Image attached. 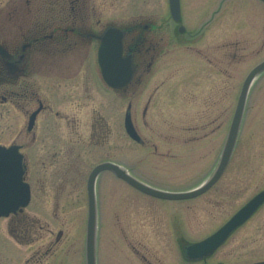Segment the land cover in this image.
<instances>
[{
	"label": "rangeland",
	"instance_id": "1",
	"mask_svg": "<svg viewBox=\"0 0 264 264\" xmlns=\"http://www.w3.org/2000/svg\"><path fill=\"white\" fill-rule=\"evenodd\" d=\"M7 1L0 0L2 15ZM90 1L96 6L92 27L103 31L111 24L128 27L132 16L149 13L147 6L161 10L166 0ZM181 1L186 32H199L202 41L189 47L175 45L143 75L138 86L121 95L119 146L112 138L105 147L80 149L74 153L75 164L62 168L48 166L47 153L27 150L32 202L24 213L0 218V264H86L87 180L103 159L110 158L141 180L172 192L192 190L214 172L243 83L264 60V3ZM23 2L27 3L18 0L10 7ZM216 42L217 48L212 46ZM88 48L90 54L97 51L94 43ZM94 78L89 71V85L84 89L90 96L88 104L92 107L93 99L97 103L104 100L106 108L102 111L108 113L117 95L104 90ZM30 83L48 99L81 95L76 81L58 84L48 74L33 76ZM131 95L135 99H129ZM131 100L137 110V129L146 144H136L126 133L125 113ZM148 103L149 114L143 118ZM21 124L16 111L0 114V142L18 140ZM27 125L28 115L24 127ZM45 159L49 160L44 167L41 163ZM261 191L264 73L252 86L230 165L207 193L185 201L161 200L141 193L113 173L100 175L98 264H251L264 259V237L254 246L242 241V231L208 261L187 262L183 256L184 246L213 234ZM251 225L264 226V205Z\"/></svg>",
	"mask_w": 264,
	"mask_h": 264
},
{
	"label": "flooded vegetation",
	"instance_id": "2",
	"mask_svg": "<svg viewBox=\"0 0 264 264\" xmlns=\"http://www.w3.org/2000/svg\"><path fill=\"white\" fill-rule=\"evenodd\" d=\"M11 1L13 0H8L7 3ZM15 1L18 0L13 2ZM26 1L27 3H18L12 7L10 5L13 2L6 3L7 10L3 9L4 15L0 14V114L5 116L10 111H16L19 119L22 120L20 133L17 134L19 139L8 144L0 142V145L17 148L22 154L24 178L28 182L30 155L27 154V150L32 151L35 148L38 153L44 152L50 156V160L42 161V166L45 167L46 161L49 160L48 166L62 168L66 165L72 167L75 164L74 153L80 149L105 147L110 144L112 138L115 145L119 146L121 95L129 93L132 86H138L142 82L143 75L150 73L160 58L169 55L172 47L175 45L189 47L191 43L200 44L202 38L199 32H186L182 6L181 19L176 21L173 18L169 0L164 2L161 10L158 7L153 11V8L150 10L151 6H147L149 13L132 16L128 27L111 24L103 31H95L92 27L96 17V6L92 5L90 0ZM100 22L101 20L97 19L96 24ZM111 28H118L123 32L124 55L131 56L134 67L133 80L128 86L120 89L107 86L99 63L101 37ZM90 43L97 45L96 53L90 54L88 48ZM212 46L217 48V42ZM214 51L216 53V50ZM209 61L212 63L213 60L209 59ZM89 71L104 90L107 89L117 95L118 99H114L112 111L108 113L102 111L106 108L104 100L97 103V100L93 99L92 107L89 106L90 96L84 91L88 84ZM45 74L50 75L58 84L68 85L70 81H76L81 95L74 99L67 96L48 99L42 95L38 86L30 83L33 76L42 78ZM139 75L141 77L137 79ZM128 98L135 99L132 95ZM135 112L137 110L131 100L127 105L125 117L127 115L130 117L139 136L138 140H132L136 144H146L137 129ZM148 114L149 103L142 112L143 118ZM26 115H28L27 128L24 127ZM32 118L34 120L31 124ZM86 123L88 130L85 127ZM44 130H50L49 134H44ZM76 156L80 157L79 154ZM104 162L119 164L110 158L103 159L93 169ZM31 191L33 197L32 186ZM261 210L262 207L245 224L237 228L214 254L203 260L187 261L183 253L184 260L208 261L240 231L243 232L242 241L246 243L250 241L254 246H259L262 242L261 238L264 237L262 233L264 226H252L251 223ZM238 211L239 209L236 212ZM22 213L24 210L13 216ZM251 226H255L253 234L250 233ZM260 262H264V259L256 260L251 264Z\"/></svg>",
	"mask_w": 264,
	"mask_h": 264
},
{
	"label": "water",
	"instance_id": "3",
	"mask_svg": "<svg viewBox=\"0 0 264 264\" xmlns=\"http://www.w3.org/2000/svg\"><path fill=\"white\" fill-rule=\"evenodd\" d=\"M261 1L264 2V0ZM170 7L173 18L179 21L181 19V0H170ZM101 41L99 60L104 79L108 85L115 89L124 88L132 80L134 69L131 56L125 57L123 55V32L119 29H109L101 37ZM263 72L264 61L258 64L246 78L220 162L211 178L196 189L180 193L159 190L138 180L122 166L109 162L100 164L93 170L88 181L87 264H97V177L104 171H112L116 176L141 192L165 200H188L204 194L220 179L231 160L241 130L250 89L256 78ZM32 123L33 120L31 121ZM126 130L131 137L138 140L139 137L129 116L126 119ZM24 174L23 156L18 152L17 148L0 146V218L9 217L13 213L16 214L19 210H23L29 205L31 188L24 181ZM263 204L264 192L255 196L217 233L202 242L188 245L185 249L187 258L197 260L212 254L237 227L244 224ZM257 264H264V262Z\"/></svg>",
	"mask_w": 264,
	"mask_h": 264
}]
</instances>
